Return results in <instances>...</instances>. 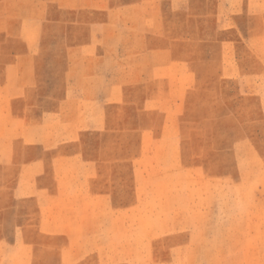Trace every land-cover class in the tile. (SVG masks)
Returning a JSON list of instances; mask_svg holds the SVG:
<instances>
[{"label": "rangeland", "instance_id": "rangeland-1", "mask_svg": "<svg viewBox=\"0 0 264 264\" xmlns=\"http://www.w3.org/2000/svg\"><path fill=\"white\" fill-rule=\"evenodd\" d=\"M0 264H264V0H0Z\"/></svg>", "mask_w": 264, "mask_h": 264}]
</instances>
